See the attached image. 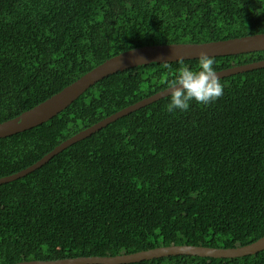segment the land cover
I'll list each match as a JSON object with an SVG mask.
<instances>
[{"label":"trees","instance_id":"obj_1","mask_svg":"<svg viewBox=\"0 0 264 264\" xmlns=\"http://www.w3.org/2000/svg\"><path fill=\"white\" fill-rule=\"evenodd\" d=\"M263 32L264 0H0V122L122 51ZM211 58L218 71L264 59V50ZM197 59L118 70L49 120L1 137L0 177L165 89L179 67ZM219 78L223 95L207 105L169 113L167 95L1 183L0 264L172 244L228 248L262 237L264 67ZM124 264H264V249Z\"/></svg>","mask_w":264,"mask_h":264},{"label":"water","instance_id":"obj_2","mask_svg":"<svg viewBox=\"0 0 264 264\" xmlns=\"http://www.w3.org/2000/svg\"><path fill=\"white\" fill-rule=\"evenodd\" d=\"M264 50V32L241 37L221 39L201 43H167V44H150L131 48L122 51L99 65L95 66L74 82L65 86L59 92L53 94L43 102L22 112L21 114L0 122V138L10 136L17 132L24 131L39 125L60 111L69 106L78 98L87 88L93 85L103 77L121 69L134 67L153 62H166L177 60L178 56L183 59L198 58L201 51H205L209 56L232 55L244 52ZM264 67V59L248 62L245 64L235 65L229 68L216 71L219 77L247 71L255 68ZM171 89L160 90L146 98H143L133 104H130L117 112L103 118L90 127L79 131L73 136L67 138L57 145L50 152L45 154L32 165L7 176L0 177V184L14 179H18L28 173L41 167L48 162L53 156L73 143L91 135L93 132L106 126L108 123L128 114L131 111L154 102L170 94ZM264 249V235L257 240L237 246V247H212L193 244H172L168 246H159L145 250L118 254L115 256H78L70 258H61L54 260H25L13 264H124L138 262L145 259L163 257L167 255L191 254L209 257H238L248 254H254Z\"/></svg>","mask_w":264,"mask_h":264},{"label":"clouds","instance_id":"obj_3","mask_svg":"<svg viewBox=\"0 0 264 264\" xmlns=\"http://www.w3.org/2000/svg\"><path fill=\"white\" fill-rule=\"evenodd\" d=\"M176 59L183 63V57L178 56ZM213 64L209 54L201 51L196 66L179 67L164 85L165 90L171 89L165 110L169 113L184 112L189 109L191 102L207 105L222 96L223 85Z\"/></svg>","mask_w":264,"mask_h":264}]
</instances>
